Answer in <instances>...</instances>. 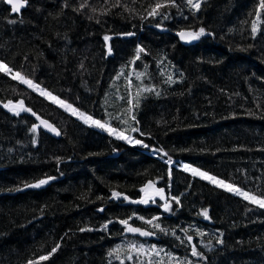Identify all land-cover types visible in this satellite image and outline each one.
I'll use <instances>...</instances> for the list:
<instances>
[{"label": "trees", "instance_id": "1", "mask_svg": "<svg viewBox=\"0 0 264 264\" xmlns=\"http://www.w3.org/2000/svg\"><path fill=\"white\" fill-rule=\"evenodd\" d=\"M197 2L199 10L187 0H26L10 14L0 0V60L149 146L85 123L0 72V264H264V209L176 166L264 194V10L258 17L260 0ZM157 3L167 6L149 16ZM201 27L188 45L173 35ZM21 100L60 135L5 107ZM150 181L169 211L159 198L123 203L140 200ZM120 220L154 234L124 233Z\"/></svg>", "mask_w": 264, "mask_h": 264}, {"label": "snow or ice", "instance_id": "2", "mask_svg": "<svg viewBox=\"0 0 264 264\" xmlns=\"http://www.w3.org/2000/svg\"><path fill=\"white\" fill-rule=\"evenodd\" d=\"M6 2L11 5V12L12 13H19L20 10L25 7L26 5V0H6ZM118 3H119V0H118ZM169 3H171L172 5L175 6V0H169ZM187 4L188 5H191L193 8L199 10L200 8V4L199 2L197 3H193V0H187ZM167 5L165 4H161V3H157L150 12H148V15L149 16H155L158 14V9H160L161 7H165ZM85 7L84 4H81V8ZM261 10H264V0H260V3H259V7L257 8L256 10V13H257V16L259 17L260 14H261ZM9 23H16L15 20H9L8 21ZM257 31V28H256V25L253 24L252 26V32L253 34H255ZM205 34V29L203 27H201L198 31H180L177 33V35L180 37L181 40H196V39H199L202 35ZM127 35H133V33H127ZM110 37L109 36H105L104 37V40L107 42L109 41ZM111 51V49H109V52ZM144 52V49L141 48V47H137L136 49V59H139V54ZM0 72H3L5 74H12L13 73V69L10 68L8 66L7 63H5L3 60H0ZM12 79H18L20 80V82L24 83V84H27L30 88H32L33 90H37L39 88V86L37 84H34L33 81L31 80H28L26 79L24 76L21 75L20 72H16L15 75H12ZM169 80H171V77H169ZM153 89H150V88H147L145 87L143 89V91H152ZM40 94L45 96L46 98H50L53 102L59 104L61 107H64L68 110H71V113L72 115H78L79 117L83 118L84 119V122L87 123L88 121H91L93 125H95L96 127H99V128H105L107 131H109L110 134H117L118 138L119 139H129V137H125L124 135L122 134H118L116 133V130L113 129V128H106V125L104 123H102L100 120H94L91 116H85L84 113L82 112H79L78 109L74 108L71 104H66L65 101L63 100H60L58 97H55L52 95V93L50 92H47L45 90H40ZM12 102L9 101V104H11ZM19 105H20V108L24 111H31V109H28V108H25L24 105H23V101H19L18 102ZM5 107H8V105H5ZM12 110V109H10ZM17 115L19 114V112L16 113ZM33 115H36L35 113H33ZM36 119L37 120H40V117L39 116H36ZM133 119H135V117H133ZM41 123L44 124L45 126H47L49 128V130H51L52 132H55L56 135H60L59 131H57L56 128L52 127L50 124L47 123V121H43L41 120ZM31 132L35 133L37 131V125L33 124L32 128L30 129ZM132 131H138L137 128H133ZM141 135H143V133H141ZM34 144L36 143L35 139H33L32 141ZM134 143L136 144H143V141L141 140H135ZM143 146L145 148L149 147L147 144H143ZM157 151H162V150H157ZM164 155H168L166 152L163 153ZM166 163H169V164H172L174 163L172 160H171V157H169L168 161H166ZM184 169L186 171H191L192 175L193 176H199L201 179H205V180H208L210 181L211 183H213L214 185H216L217 187H221V188H224L225 190L229 191V192H233L234 194L236 195H240L242 196L245 200L249 201L250 203L252 204H256L258 205L260 208L264 209V194H261V195H253V194H250L246 191H243L240 187L238 186H235L231 183H227L225 180L223 179H218L217 177L215 176H212L210 175L208 172H205V171H202L200 169H197V168H192L190 165L188 164H184L183 165ZM169 175H171V171L169 172ZM51 179H53V177H48L47 179H40L38 180L36 183H26L24 184V188H39L41 187L42 185H45L47 184ZM146 187H153L152 185V182L150 181L148 185H146ZM10 190H13V189H10ZM15 191H21L23 189H20V188H17V189H14ZM141 192L144 191V188H141L140 189ZM121 194L119 192H113L112 193V196L113 197H119ZM154 195L156 196H160V198L162 200H164V204H163V209L164 211H169L171 209V204L169 202L168 199H165V196H164V190L163 189H160V188H156L155 191H154ZM125 200L128 199L127 196L124 197ZM172 200H174L176 203H179L180 200H179V197H172L171 198ZM151 200V202L155 203V200L153 199L152 196H149L147 198H144L142 197L140 200L138 201H132L133 203H141V204H147L149 203V201ZM200 215H202L205 219H209V216H208V209L207 208H204L202 209ZM140 219H143L142 217H139ZM129 219H131V217H129ZM155 219H158V217H153V220ZM122 225H125V231H128V232H138L141 236H148V235H153L154 233H151V232H146L140 228H133V227H130L128 226V220H120L119 221ZM111 223V221L109 222ZM146 223H149V224H152V220H148L146 221ZM105 229L107 228V225L104 226ZM155 228H160V225L159 224H155L154 225ZM85 229H81V231H84ZM161 231H165V229H162L160 228ZM202 234V233H201ZM179 238V237H177ZM187 240L189 243H191L192 241V237L191 236H188L187 237ZM60 247L59 244L56 245V247H53L51 252L48 253V255H42L39 257V260L40 261H43V260H47L48 257L50 255H52V253H55L57 251V249ZM112 253L110 252L109 255H111ZM192 255L193 256H200V253L196 250L195 246H193L192 248ZM129 259H131V257H129ZM28 264H38V261H32V260H29L28 261Z\"/></svg>", "mask_w": 264, "mask_h": 264}, {"label": "water", "instance_id": "3", "mask_svg": "<svg viewBox=\"0 0 264 264\" xmlns=\"http://www.w3.org/2000/svg\"><path fill=\"white\" fill-rule=\"evenodd\" d=\"M5 3L6 5L8 6V9H9V13L10 14H18V13H12L11 12V5H9L6 0H5ZM160 31H164V29H161ZM187 32V31H186ZM178 32H174L173 35L177 38L178 42L182 45H188L190 43L193 42V40H181L180 37L177 35ZM8 105V109H12V110H15V111H21L25 114H27L29 117L32 118V120L38 125V127L43 130L44 132H46L47 134L51 135V136H54V137H57L58 135H56L55 132H52L51 130H49V128L47 126H45L44 124L41 123V120L43 121H47L46 119L40 117V120H37L36 119V116H38L36 113V115H33V111H24L20 108V105L19 103L17 102H12L11 104H7ZM25 108H27L26 106H24ZM29 109V108H28ZM48 124H50L52 127H54L49 121H47ZM55 128V127H54ZM58 131V130H57ZM148 196L151 195V192L149 191L147 193ZM125 196H122L121 199L123 200V203L125 204H136V203H133L132 201H137L136 199H130L128 198L127 200L124 199ZM124 233H129L128 231H125Z\"/></svg>", "mask_w": 264, "mask_h": 264}, {"label": "rangeland", "instance_id": "4", "mask_svg": "<svg viewBox=\"0 0 264 264\" xmlns=\"http://www.w3.org/2000/svg\"><path fill=\"white\" fill-rule=\"evenodd\" d=\"M9 75V74H8ZM12 75H15V72H13L12 74H10L9 76H11L12 77ZM18 80V79H17ZM20 81V80H19ZM22 83V82H21ZM24 84V83H23ZM24 85H26L27 87H29L27 84H24ZM30 88V87H29ZM32 91H34V92H36L37 94H39V95H41L40 94V88H38L37 90H33L32 88H30ZM43 98H45V99H49L51 102H53L50 98H46L45 96H43V95H41ZM54 104H56V105H58L63 111H65L66 113H69L70 115H72V113H71V110H68V109H66V108H64V107H61L59 104H57V103H55V102H53ZM72 116H74V117H76V118H78L79 120H81V121H83L84 122V119L83 118H81V117H79L78 115H72ZM91 121H88L87 123H90ZM103 123V122H102ZM106 125V128H112V127H110L109 125H107V124H105ZM103 129H105V128H103ZM114 129V128H113ZM106 130V129H105ZM116 130V129H115ZM109 132V131H108ZM116 133H118V134H122V135H124L125 137H129L130 138V140L129 139H122V140H124V141H126L127 143H130V144H136V143H134V141L135 140H137V139H134L130 134H123L122 132H120V131H118V130H116ZM112 136H114V137H117L118 138V136H117V134H111ZM138 145H143V144H138ZM154 151H155V149H154ZM162 155H163V153H161ZM164 161H168V159H167V157H165V159H164ZM167 164H169V163H167ZM173 164V163H172ZM172 164H169V165H172ZM185 163H182V162H178V163H176V166L177 167H180L182 170H184V171H186L185 169H184V167H183V165H184ZM186 172H188V173H190V174H192L191 173V171H186ZM197 177H199V176H197ZM205 180V179H204ZM207 182H209L210 184H213V183H211L210 181H208V180H206ZM214 185V184H213ZM216 186V185H215ZM221 188V187H220ZM224 189V188H223ZM151 192V196L153 197V199L154 198H159V199H161L160 198V196H156V195H154V191H155V188H153V187H144V191H143V197L144 198H147V197H149V196H147L146 194L148 193V192ZM233 193V192H232ZM238 196H240V195H238ZM240 197H242V196H240ZM243 198V197H242ZM151 201V200H150ZM164 204V203H163Z\"/></svg>", "mask_w": 264, "mask_h": 264}]
</instances>
